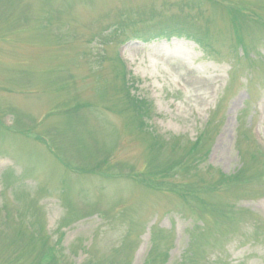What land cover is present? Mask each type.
<instances>
[{
  "label": "rangeland",
  "instance_id": "obj_1",
  "mask_svg": "<svg viewBox=\"0 0 264 264\" xmlns=\"http://www.w3.org/2000/svg\"><path fill=\"white\" fill-rule=\"evenodd\" d=\"M190 2L0 0V264H264V0Z\"/></svg>",
  "mask_w": 264,
  "mask_h": 264
},
{
  "label": "trees",
  "instance_id": "obj_2",
  "mask_svg": "<svg viewBox=\"0 0 264 264\" xmlns=\"http://www.w3.org/2000/svg\"><path fill=\"white\" fill-rule=\"evenodd\" d=\"M193 2L194 3H191L190 2V3H187V4L190 5L191 7L193 5V8H195L196 7L195 0H193ZM235 12H236V10L234 9V7H232V5H231V7L229 9V12L227 10V13L229 15L234 14ZM185 17H186V15H185ZM182 18H184V16ZM182 18H180V19L182 20ZM174 19H175V17H171L170 18V20H172V21ZM232 22H233V19H232ZM192 32L193 31L187 26V24H184V21L182 23V21L180 22L179 19H178V22H176V23H170L168 27H163V26L160 27L158 33H155V36H162V37H167V38L169 37V38H171V37H174V36L179 37L181 35H185L186 37H191L192 38V36H194L192 34ZM193 38L198 41V38H196V37H193ZM200 41H201V43H203L201 39H200ZM239 42H240V40L237 41L238 44H239ZM239 46H240V44H239ZM242 50L244 51L243 52V56L245 58H247L248 57L247 50L244 47H243ZM132 101L135 102V99H133ZM243 162H244V160H243ZM241 179L242 178L240 176H236L235 179L232 182L233 183H238L239 181H241ZM186 195H188V194H186Z\"/></svg>",
  "mask_w": 264,
  "mask_h": 264
}]
</instances>
